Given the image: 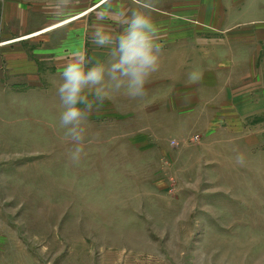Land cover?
<instances>
[{
  "label": "rangeland",
  "instance_id": "374dc122",
  "mask_svg": "<svg viewBox=\"0 0 264 264\" xmlns=\"http://www.w3.org/2000/svg\"><path fill=\"white\" fill-rule=\"evenodd\" d=\"M53 2L25 3L35 31L88 13L20 43L35 77L0 45V264H264V106H220L226 94H264V0H155L159 34L182 36L183 52L169 45L142 97L88 94L78 164L60 125V73L76 50L87 67L107 63L93 26L118 34L119 14L138 6L72 0L57 18Z\"/></svg>",
  "mask_w": 264,
  "mask_h": 264
},
{
  "label": "clouds",
  "instance_id": "9594fccd",
  "mask_svg": "<svg viewBox=\"0 0 264 264\" xmlns=\"http://www.w3.org/2000/svg\"><path fill=\"white\" fill-rule=\"evenodd\" d=\"M134 3L138 7L130 14H119L122 32L115 34L104 23L92 28V43L98 48L110 49L107 63L96 62L87 67L91 61L84 52L76 50L66 58L60 73L57 94L63 111L59 119L65 129L64 138L75 145L69 153L74 164L79 163L84 153L88 112L80 105L89 104L88 94L101 102L120 91L133 99L142 97L150 76L158 70L162 45L158 42L159 29L151 15L155 0H134ZM71 6L72 0H54L49 7L53 16L64 18ZM105 18L103 14L100 16L101 21ZM239 162H243L242 158ZM203 261L201 256L198 264Z\"/></svg>",
  "mask_w": 264,
  "mask_h": 264
},
{
  "label": "crops",
  "instance_id": "0c3cea01",
  "mask_svg": "<svg viewBox=\"0 0 264 264\" xmlns=\"http://www.w3.org/2000/svg\"><path fill=\"white\" fill-rule=\"evenodd\" d=\"M28 0H0V38L1 37H10L11 39H4V41L1 42V46H13L12 49H9L10 52V56L12 57L11 61L14 62L15 67H20L24 69V66H29L31 67V71H29L28 73L32 75V77H35V74H37V69L35 68V62L30 60V58L28 57V55L25 53L24 51V46H20V43L24 42V41H30L32 43H40L39 38H37L39 35L41 34H46L49 33L59 27H63L65 25H68L69 23H71L72 21H75L77 19H81L84 15H82L81 17L79 16L78 18H74L71 21L66 22L65 24L51 30L48 32H44L41 34H37V35H33L37 32H39V30H34L38 29L40 26V21H39V16L38 14H36L35 17L32 16L31 20L29 21V19L27 18V16L25 15L24 11H27V6L29 5H33L35 4V2L39 3L40 0H29V2H25ZM25 3H27V6H25ZM73 3V2H72ZM179 7L178 5H175V9L178 10ZM130 11L133 9H136V7L133 5L132 8L129 7L128 8ZM38 10V9H36ZM81 14V13H80ZM68 20V19H67ZM66 21V20H65ZM16 23V27L20 28V29H16V33L11 36L9 35L8 29L11 26V24ZM167 23V22H166ZM26 26H29L32 28V30L27 31V32H23L24 28ZM164 24H160V27L162 28ZM52 26V25H51ZM20 31L19 33H17V31ZM163 32V33H162ZM33 35V36H30ZM81 35V34H80ZM24 36H30L29 38L23 39ZM36 38V40H34ZM182 36L178 37V36H173V35H169L167 31H161V33L159 34V43H163L165 44V49L161 50V59L163 57V59L167 60L171 54H169V45L171 47V51L174 52L173 50H175V57L178 58V54L183 52V48H184V42H182ZM81 40H82V35H81ZM189 43V42H187ZM194 46V45H192ZM197 47V46H196ZM216 49V48H215ZM214 49V50H215ZM170 51V52H171ZM8 54V53H7ZM183 58V57H181ZM216 62V61H215ZM218 62L215 63V65ZM196 65L199 66V62H196ZM179 66H184L183 62H179ZM34 69V70H33ZM218 72H216L217 74ZM22 74V72H21ZM214 75L213 77V81L209 87L210 90H218L220 91V89H218V87L216 86V84H218L219 78H216V76L219 75V73L217 75ZM219 81V82H218ZM238 92V90H236ZM253 95L256 96H252L250 99L251 101H248L249 96L245 95V96H237L234 97L233 93L231 95L226 94V99L228 100V102L226 103H221L220 106H226L227 108L229 107H233L235 114L239 111H242L244 113H247L249 110L251 109H257L260 110V108H263L264 106V94L260 93V92H254ZM209 106V105H208ZM219 106V105H216ZM216 108V107H215ZM238 108V110H237ZM219 116H221V114H217L215 115V117L217 118V120H222V117L220 118ZM230 116V115H229Z\"/></svg>",
  "mask_w": 264,
  "mask_h": 264
},
{
  "label": "bare ground",
  "instance_id": "6f19581e",
  "mask_svg": "<svg viewBox=\"0 0 264 264\" xmlns=\"http://www.w3.org/2000/svg\"><path fill=\"white\" fill-rule=\"evenodd\" d=\"M87 12H88V11H87ZM85 13H86V12H83V13H81V14H78V15H76L75 17L66 20L65 22H62V23H60V24H56V25L51 26V27H48V28H45V29H43L42 31H40L39 33H36V34H33V35H37V34H41V33L48 32V31H50V30H53V29H55V28H57V27H59V26L65 24L66 22L73 20L74 18H78L79 16L81 17V16L84 15ZM33 35H31V36H33ZM25 38H26V37H25Z\"/></svg>",
  "mask_w": 264,
  "mask_h": 264
}]
</instances>
